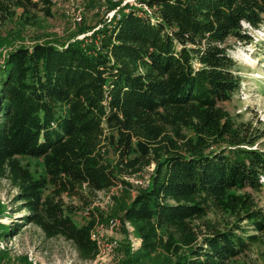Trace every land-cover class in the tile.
<instances>
[{
  "label": "trees",
  "instance_id": "16d2710c",
  "mask_svg": "<svg viewBox=\"0 0 264 264\" xmlns=\"http://www.w3.org/2000/svg\"><path fill=\"white\" fill-rule=\"evenodd\" d=\"M141 2L82 39L3 58L0 178L16 189L23 222L84 260L98 253L92 232L103 222L89 208L120 186L112 198L129 201L121 221L139 239L122 264H231L264 246V208L252 195L264 188V134L224 106L242 82L231 51L251 39L248 27L264 29V0ZM52 5L0 0V27L16 17L35 25L34 11L49 17ZM151 165L148 185L129 197L125 178ZM21 222L0 223V238Z\"/></svg>",
  "mask_w": 264,
  "mask_h": 264
},
{
  "label": "rangeland",
  "instance_id": "374dc122",
  "mask_svg": "<svg viewBox=\"0 0 264 264\" xmlns=\"http://www.w3.org/2000/svg\"><path fill=\"white\" fill-rule=\"evenodd\" d=\"M51 1L52 16L45 17L41 11H34L37 17L35 25H23L16 17L0 27V63L18 46L66 42L89 36L92 27L101 26L108 21L113 10H116L115 15L120 7L135 5L133 0H115L120 1L119 6L107 11V0ZM244 26L248 27L246 24ZM247 29L251 39L235 42L231 51L232 57L240 66L241 88L224 106L230 113L239 114L244 120L250 121L252 126L258 127L264 134V29ZM261 141H264V135ZM26 160L23 159L24 162ZM37 162L29 160L32 169L36 171L41 169ZM152 169L153 165L133 177L125 178L132 185L131 188L126 187L129 197H133L138 188L148 185ZM123 193L120 186L97 193V198L89 209L98 220L99 212L103 215V222L99 221L92 232V237L98 244V253L95 258L84 260L63 237L47 238L36 225L23 222L22 217L26 211L19 210V204L14 201L16 189L8 180L0 178V223L14 227L22 221L19 232L0 238V264H122L129 250H134L139 245L134 240L132 227L121 221L119 206L122 203H119L123 201L126 204L129 201L117 202L112 198L114 195L121 199ZM252 195L264 208V188ZM85 212L86 209L76 211L74 219L77 223L81 224L85 218L90 217ZM263 258L264 246H253L231 264H262Z\"/></svg>",
  "mask_w": 264,
  "mask_h": 264
},
{
  "label": "built area",
  "instance_id": "2783aa9c",
  "mask_svg": "<svg viewBox=\"0 0 264 264\" xmlns=\"http://www.w3.org/2000/svg\"><path fill=\"white\" fill-rule=\"evenodd\" d=\"M129 1H131V0H129ZM133 1H135V2H134V4H135L134 6H142V7H145V5L141 2V0H133ZM129 3H130V2H129ZM130 4H131V3H130ZM130 4H128V5H130ZM130 6H131V5H130ZM115 11H116V10H113V11H112V13L110 14L109 19H111V18L113 17ZM78 19H80V18L78 17ZM134 240L137 241V243H139V239H138V238L134 237Z\"/></svg>",
  "mask_w": 264,
  "mask_h": 264
}]
</instances>
